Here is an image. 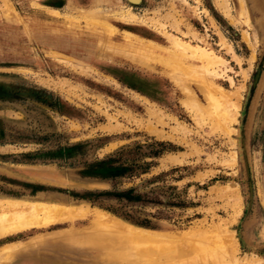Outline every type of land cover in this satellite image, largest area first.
Returning a JSON list of instances; mask_svg holds the SVG:
<instances>
[{
  "label": "rangeland",
  "instance_id": "obj_1",
  "mask_svg": "<svg viewBox=\"0 0 264 264\" xmlns=\"http://www.w3.org/2000/svg\"><path fill=\"white\" fill-rule=\"evenodd\" d=\"M8 1L0 264H264V0Z\"/></svg>",
  "mask_w": 264,
  "mask_h": 264
},
{
  "label": "bare ground",
  "instance_id": "obj_2",
  "mask_svg": "<svg viewBox=\"0 0 264 264\" xmlns=\"http://www.w3.org/2000/svg\"><path fill=\"white\" fill-rule=\"evenodd\" d=\"M8 2H7V4H9ZM8 8H4V10L6 9L4 11V13L9 12V11H7ZM2 9H3V7H2ZM12 9H10V10L14 11ZM263 85H264V80H263ZM4 207L5 206H3V209L0 210L1 211L0 213H2L1 215H7L8 213L6 214V212H12V210L15 211V213H19V212L20 213H28L30 215L39 214V213H45V214L55 213V214H58L59 212H63L66 209V208L64 209V208L59 207V206H50V205H44V204H28V203H10V204H8V206H6L5 208ZM92 216L94 219L99 218L98 222L101 223V221H100L101 216H99L97 213L93 214ZM114 224H115L114 225L115 230L120 232L122 235H124L123 231L125 232V236L127 235V233H128L127 236L138 235L140 237H143L146 235L144 230L137 229V230H139V231H137L136 229H134L130 226H126V225H123L120 223H114ZM183 238H184V236L183 237H177V239H179V240H181ZM2 241L3 240H0V242H2ZM24 264H62V263L59 261L50 260L49 258L35 257L33 259H30L28 262H26Z\"/></svg>",
  "mask_w": 264,
  "mask_h": 264
}]
</instances>
